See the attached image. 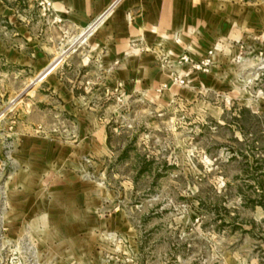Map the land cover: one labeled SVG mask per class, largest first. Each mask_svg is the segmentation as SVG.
<instances>
[{
  "label": "rangeland",
  "instance_id": "374dc122",
  "mask_svg": "<svg viewBox=\"0 0 264 264\" xmlns=\"http://www.w3.org/2000/svg\"><path fill=\"white\" fill-rule=\"evenodd\" d=\"M199 4L212 65L160 95L109 91L88 138L48 115L57 140L7 135L33 88L11 94L0 264H264V0Z\"/></svg>",
  "mask_w": 264,
  "mask_h": 264
},
{
  "label": "crops",
  "instance_id": "0c3cea01",
  "mask_svg": "<svg viewBox=\"0 0 264 264\" xmlns=\"http://www.w3.org/2000/svg\"><path fill=\"white\" fill-rule=\"evenodd\" d=\"M49 1L44 14L38 0H0V121L17 104L13 97L33 88L22 105L31 110L4 122L15 125L7 135L25 142L31 130L59 138L47 115L71 123L63 128L69 143L88 138L94 105L109 91L126 98L150 86L160 95L171 84L162 55L186 52L195 61L208 52L199 0Z\"/></svg>",
  "mask_w": 264,
  "mask_h": 264
},
{
  "label": "built area",
  "instance_id": "2783aa9c",
  "mask_svg": "<svg viewBox=\"0 0 264 264\" xmlns=\"http://www.w3.org/2000/svg\"><path fill=\"white\" fill-rule=\"evenodd\" d=\"M38 5L44 14L51 13V2L49 0H38ZM161 59L163 60L170 83L178 86L186 83L188 77L187 69L200 70L211 66L214 60V52L210 50L205 57L195 61L186 52L179 54L177 59H170L168 54L162 55Z\"/></svg>",
  "mask_w": 264,
  "mask_h": 264
}]
</instances>
